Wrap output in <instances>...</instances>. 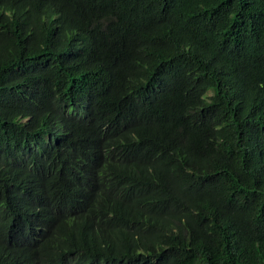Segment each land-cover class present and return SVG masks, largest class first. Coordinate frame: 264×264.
Returning a JSON list of instances; mask_svg holds the SVG:
<instances>
[{
  "label": "trees",
  "instance_id": "16d2710c",
  "mask_svg": "<svg viewBox=\"0 0 264 264\" xmlns=\"http://www.w3.org/2000/svg\"><path fill=\"white\" fill-rule=\"evenodd\" d=\"M0 264H264V0H0Z\"/></svg>",
  "mask_w": 264,
  "mask_h": 264
}]
</instances>
